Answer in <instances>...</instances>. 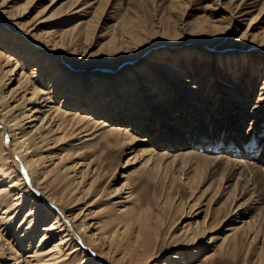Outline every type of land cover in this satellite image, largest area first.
Returning a JSON list of instances; mask_svg holds the SVG:
<instances>
[{"label":"bare ground","instance_id":"1","mask_svg":"<svg viewBox=\"0 0 264 264\" xmlns=\"http://www.w3.org/2000/svg\"><path fill=\"white\" fill-rule=\"evenodd\" d=\"M39 1L0 0V120L12 137L13 154L21 162L19 165L13 159L12 150L4 139V128L0 125V264H208L206 261L210 258L202 254L204 248L201 246L195 255L189 254L190 257L179 252L167 260L154 261L162 256L165 246L171 245L168 249H173L203 243L207 233L224 222L217 221L209 229V221L216 218L219 210L212 208L202 222L204 227L199 225L205 197L203 200V195L196 197L200 184L209 179L207 172L212 176L217 174L221 179L226 177V184L238 176L232 190V194H236L237 188L241 193L247 190L246 184L240 182L246 172L256 170V174H261V169L237 159H226L227 154L218 158L192 151L177 154L147 145V139L140 140L136 133L133 134L126 124L127 119L118 114L119 110L111 108L117 103L110 88L116 86L112 75H94L90 85H95V109L91 114L87 113L83 83L78 81L75 88L71 83L74 75L64 66L73 68L72 62L87 56L90 41L97 32L101 33L102 42L82 65L93 64L100 71L106 67L117 68L124 59H139L157 44L158 35L152 32L153 29H147L145 23H134L132 19L109 25L111 17L104 14L110 9L108 0H75L68 8L59 6L52 12V6L47 4L32 20L22 22L21 17L26 16L29 7H35ZM72 15L75 20L59 29L60 24L70 20ZM178 21L175 19L172 27H162L163 42H183L182 46L199 42L211 49L210 45L229 31V26L220 21H192L188 25ZM250 37L249 31H245L238 40H249L264 52V36ZM220 62L222 64V59ZM147 63L152 68L161 66L168 70L173 74L171 80L178 77L179 72L165 63L159 65L152 58ZM249 64L252 68L253 60ZM257 66L254 64L252 70ZM205 68L211 70L212 63ZM99 78L106 84L105 89L109 87L107 91L103 88L104 96L108 94L105 92L112 91L105 97L106 105L102 106L97 102L98 89L101 91L103 85L97 84ZM149 79L150 74H144L139 68L129 70L123 79L126 89L122 96L126 98L131 94L127 85L133 82L132 90L137 97L141 81ZM20 90L24 94L18 98ZM59 97L62 99L60 104L57 102ZM98 104L104 112L97 110ZM163 104L158 110L151 108L149 114L159 117ZM27 105L32 106L25 110ZM128 110L138 116L139 125L144 112L140 114L137 108ZM103 113L105 119L101 117ZM30 118L41 124L36 122L25 127L29 123L25 121ZM33 127H38L40 132H34ZM161 141L176 148L175 137L166 136ZM181 144L185 146V143ZM181 144H178V151L184 148ZM111 149L135 152V155L107 173L99 165L100 151ZM140 158H147L144 172L156 183L162 181L163 192L167 194L157 198L155 205L148 203L143 207L138 203L130 180L128 166ZM177 181L189 191L186 201L180 197V201L175 202V195L171 198L170 192L178 186ZM209 189L210 184L205 190ZM263 192L258 193L255 204L263 198ZM102 203L107 205L101 207ZM185 206L189 209L187 212ZM178 213L181 217L175 221L174 216ZM249 223L251 221L241 225L237 221L232 223L225 230L228 235L219 244L220 252L238 245V234L245 232ZM213 239L210 237L207 241Z\"/></svg>","mask_w":264,"mask_h":264},{"label":"rangeland","instance_id":"2","mask_svg":"<svg viewBox=\"0 0 264 264\" xmlns=\"http://www.w3.org/2000/svg\"><path fill=\"white\" fill-rule=\"evenodd\" d=\"M73 1L75 0H54V5L53 0H40L35 7H29L26 16L21 17V21L32 20L38 11L47 4H50V7L52 6L50 10L52 12L59 6L68 8ZM108 4L110 9L105 11L104 14H109L111 17L108 22L109 25L116 23L119 25L122 20L130 21L131 19L134 23H145L147 29L150 31L153 29L152 32L157 33L158 41L139 59L132 61L124 59L125 62L119 64L117 68L110 69L106 67L100 71L93 64L82 65L91 54H95L99 47L98 44L100 41L102 42L100 32L92 37L91 45L87 49V56L82 60L78 59L76 63L72 62L73 68L68 65L64 66L69 69L70 74L73 73L75 80L73 79L71 83L75 88H77L78 81L83 83L84 106L87 108V113L91 114L95 109L93 103H95L97 95L94 94L95 85L91 86L94 75L96 73L105 77L112 75L117 82L115 81L116 86L112 85L110 88L115 93L116 98L114 99L117 100V103H113L111 108L119 110L118 114L121 115V118L127 119L126 124L132 129L133 134L136 133L140 140L147 139V145L156 146V148L159 146L161 151H173L177 154L192 151V153L201 156L206 155L217 158L227 154L226 159H237L243 163L254 165L260 168V172H262L261 174H256V170L253 173L249 171V174L246 172L243 179L241 178L243 181L240 180L242 183L240 184L244 185L245 183L244 187L247 190L245 193L244 191L241 193L237 188L236 194H232V190L239 178L238 176L226 184V177L221 179L217 174L212 176V174L208 175L209 172H207L206 178L209 177V179L200 184L198 196L196 197L203 195L202 200L205 197L202 203L203 208H201L203 212L198 218L199 225L204 227L202 222L207 214H210L212 208H219V210L215 215L216 218L209 221V229L217 221L222 220L224 222L218 228H215L213 232L207 233L208 237L203 243L173 249H168L171 245L165 246L162 256L154 262L167 260L169 256L179 252L190 257L189 254L195 255L196 250L201 246L204 248L202 254L210 258L206 261L208 264H264V195L258 203H254L258 193L264 191V52L249 40H238L245 31H249L250 39L254 35L264 36V0H108ZM72 16H70L72 17L70 20L61 23L58 28L60 29L67 23L74 21L75 15ZM175 19L179 20L178 23L187 25L192 21L203 23L220 21L222 24L229 26V31L225 37L211 44V49L202 46L199 42H190L188 46H182L184 45L183 42L165 43L160 36L162 27H172ZM151 58L157 61L159 65L165 63L174 71L179 72V74H176L178 77L171 80L170 77H173V74H170L165 68L161 66L157 68L153 66L152 68L147 63ZM221 59L223 65L220 62ZM252 60V68H254V64H257V69L252 70L250 68L249 63ZM209 62L213 65L211 70L205 68ZM133 68H139L144 74H150V79L149 81L144 80L145 82L141 81L137 97L134 96L132 90V87H134L133 82L129 83L127 87L131 88L128 89L131 94L129 93L124 98L122 95L126 88L123 79L128 71H132ZM245 72L246 74H244ZM185 80L187 82H183ZM171 82L176 84L173 85ZM16 83L13 87L16 86ZM97 84L102 85L103 81L100 80V83ZM104 86L106 84L101 86L102 92L98 89L100 96L97 102L101 106L106 105L105 97H109V93L112 92H105L108 94L104 96L103 91L109 89V87L105 89ZM147 86H150V89ZM153 93L157 95L153 97L151 95ZM22 94L24 93L20 90L18 98ZM222 94H228L230 97ZM60 98L57 100L59 104L62 100ZM122 99L124 100L122 101ZM159 100L161 103H159ZM193 100H197L200 104L197 101L191 102ZM161 104L164 105V109L159 112V114L161 113L159 117L156 118L154 114H149L151 108L152 110H158L160 109L158 107L162 106ZM100 105L98 104L96 107L97 110L104 112ZM31 106L27 105L25 110L31 108ZM140 107H142L141 110H139ZM130 108L132 110L137 108L140 114L144 112L139 125L138 116L135 117V113L128 110ZM101 117L105 119L106 116L103 113ZM157 119L159 126L157 125ZM25 122H29L25 126L27 128L36 122L41 124V121L32 120L31 118ZM0 125L4 128L5 142H7V146L13 154L12 137L6 131L7 129L1 120ZM37 128L33 127V131L39 133L40 129ZM166 136L170 139L176 138L177 149L171 148L165 142L162 143L161 140ZM155 143L157 144L155 145ZM181 143H185V146ZM178 144L184 146L182 151H178ZM240 148L243 150L241 153ZM99 150H102V147ZM99 150L97 149V151ZM133 155H135V152L124 153L116 149L100 151L99 165L107 173H111L117 166L124 165L125 161ZM13 156V159L20 165L19 158L14 154ZM146 160L147 158H143V160L140 158V160H136L128 166V172H131L130 180L139 199L138 203L143 204V207L148 203L155 205L157 198L167 196L165 191L163 192L162 181L156 183L147 176L148 173L144 172ZM117 172H120L119 169ZM183 178L184 175L182 181ZM177 182L178 186L170 192L171 198L174 199L173 195H175V202H179L180 199L186 201L189 191L183 189L181 183ZM209 184L210 189L206 191L205 189ZM204 191L205 193H203ZM212 195L213 199H210ZM37 197L42 198L39 195ZM105 205L107 204L102 203L101 207ZM188 210V207L185 206V212ZM230 210L232 214H228ZM179 214L174 216L175 221L181 217ZM226 216L228 217L225 219ZM19 219H17L16 225L19 224ZM235 221L239 225L248 221H251V223L247 225L245 232L242 231L238 234V245L220 252L219 244L228 235L225 230ZM207 232L209 231L207 230ZM210 237L214 239L207 241ZM206 245L207 249L205 248Z\"/></svg>","mask_w":264,"mask_h":264},{"label":"snow or ice","instance_id":"3","mask_svg":"<svg viewBox=\"0 0 264 264\" xmlns=\"http://www.w3.org/2000/svg\"><path fill=\"white\" fill-rule=\"evenodd\" d=\"M5 2H7V0H5Z\"/></svg>","mask_w":264,"mask_h":264}]
</instances>
